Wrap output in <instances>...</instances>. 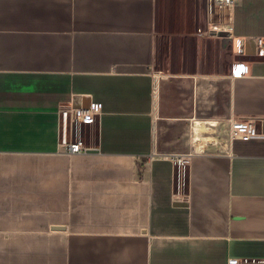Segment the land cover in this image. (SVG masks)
Returning <instances> with one entry per match:
<instances>
[{
    "label": "crops",
    "instance_id": "0c3cea01",
    "mask_svg": "<svg viewBox=\"0 0 264 264\" xmlns=\"http://www.w3.org/2000/svg\"><path fill=\"white\" fill-rule=\"evenodd\" d=\"M233 119H264V0H0V264L263 260L264 137L209 135Z\"/></svg>",
    "mask_w": 264,
    "mask_h": 264
},
{
    "label": "built area",
    "instance_id": "2783aa9c",
    "mask_svg": "<svg viewBox=\"0 0 264 264\" xmlns=\"http://www.w3.org/2000/svg\"><path fill=\"white\" fill-rule=\"evenodd\" d=\"M234 0H215V4L223 6L230 5ZM259 44L262 42L258 41ZM254 53L262 54L260 50ZM236 74V72L234 73ZM101 109V105L97 103H91L88 108H75L73 106L69 108H62L59 111L60 115V133H59V148L68 154L86 153L91 149L87 147L82 139L83 125L93 124L98 113ZM232 131V130H231ZM233 138H249V137H264V119L261 121L260 129L251 121H243L238 129V135ZM178 164L182 165V158L178 159ZM244 264H264L263 260H254L245 262Z\"/></svg>",
    "mask_w": 264,
    "mask_h": 264
},
{
    "label": "rangeland",
    "instance_id": "374dc122",
    "mask_svg": "<svg viewBox=\"0 0 264 264\" xmlns=\"http://www.w3.org/2000/svg\"><path fill=\"white\" fill-rule=\"evenodd\" d=\"M243 121L240 120H231V121H222L221 123H216L213 130L209 131V135H213L214 137L220 136L224 140L229 139V132L230 130L232 135H238V129ZM86 132V131H85ZM89 134V132H87ZM211 140H213L211 138Z\"/></svg>",
    "mask_w": 264,
    "mask_h": 264
},
{
    "label": "snow or ice",
    "instance_id": "6c2138e0",
    "mask_svg": "<svg viewBox=\"0 0 264 264\" xmlns=\"http://www.w3.org/2000/svg\"><path fill=\"white\" fill-rule=\"evenodd\" d=\"M238 71H243V69H240V70H238Z\"/></svg>",
    "mask_w": 264,
    "mask_h": 264
}]
</instances>
